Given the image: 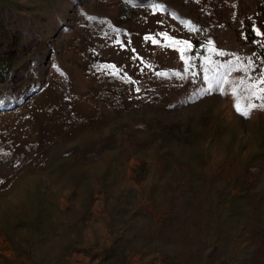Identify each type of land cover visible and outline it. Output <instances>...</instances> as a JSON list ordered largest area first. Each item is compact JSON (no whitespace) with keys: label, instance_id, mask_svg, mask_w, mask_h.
I'll use <instances>...</instances> for the list:
<instances>
[{"label":"rangeland","instance_id":"1","mask_svg":"<svg viewBox=\"0 0 264 264\" xmlns=\"http://www.w3.org/2000/svg\"><path fill=\"white\" fill-rule=\"evenodd\" d=\"M4 1L0 264H264V0Z\"/></svg>","mask_w":264,"mask_h":264},{"label":"snow or ice","instance_id":"2","mask_svg":"<svg viewBox=\"0 0 264 264\" xmlns=\"http://www.w3.org/2000/svg\"><path fill=\"white\" fill-rule=\"evenodd\" d=\"M156 9H160V5H154ZM193 31H198L196 26L192 25L190 21L186 22ZM253 35L254 37L258 39H254L253 43L257 45L264 46V31H261L259 27L255 26L253 27ZM158 36L162 37L164 40L169 41V43L165 44L164 46L170 47L174 50L179 51L180 58L182 62L185 64V72H187L188 67L190 66L189 60L185 59V51L191 50L193 48V45L187 41V40H179L172 37H169L167 33L158 34ZM146 41H151L154 45L159 44L160 40L153 36H145L144 38ZM245 39L247 37L245 36ZM210 47L209 51H215V48L213 47L214 42L208 41ZM217 55L224 56L228 55L223 51H218ZM240 57H236V61H239ZM106 69L113 70L112 75H118L120 73V69L117 68L115 65H106L104 66ZM221 68H225L228 71H238L241 73V77L238 81H236L237 87L234 88L232 95L239 99V93H247L248 97L245 100L244 104H241L240 102H237L234 107L236 111L241 114L245 118H249L250 114L254 110H261L264 111V104H256V103H248V100H261L264 99V60H261L258 64L252 60L251 57L247 59L246 63H239L232 62L231 64H223L219 65ZM259 69V71H257ZM157 75L163 76L164 73H157ZM175 75L179 76V73H175ZM124 79H129L126 75L124 76ZM223 80H217V90L222 91L219 89V85L223 83ZM138 91V89H137ZM213 91V86L211 82L209 81V86L206 90H204L203 94H207L209 92Z\"/></svg>","mask_w":264,"mask_h":264},{"label":"trees","instance_id":"3","mask_svg":"<svg viewBox=\"0 0 264 264\" xmlns=\"http://www.w3.org/2000/svg\"><path fill=\"white\" fill-rule=\"evenodd\" d=\"M3 8H5V11H7L8 14H13L14 9L11 6L10 1H4L3 4L1 5ZM125 222H127V220H119L117 222H113V226L116 227L117 230H119V235H117L115 238L116 240H119V242L122 240L123 237H125V234L127 233V225L124 224ZM120 232H124L123 234ZM124 242V241H123Z\"/></svg>","mask_w":264,"mask_h":264}]
</instances>
